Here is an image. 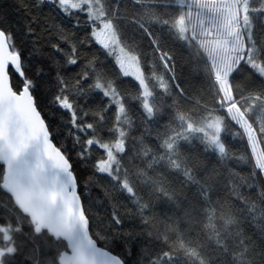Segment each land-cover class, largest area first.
<instances>
[{
	"label": "snow or ice",
	"instance_id": "1",
	"mask_svg": "<svg viewBox=\"0 0 264 264\" xmlns=\"http://www.w3.org/2000/svg\"><path fill=\"white\" fill-rule=\"evenodd\" d=\"M0 264H264V0H0Z\"/></svg>",
	"mask_w": 264,
	"mask_h": 264
},
{
	"label": "trees",
	"instance_id": "2",
	"mask_svg": "<svg viewBox=\"0 0 264 264\" xmlns=\"http://www.w3.org/2000/svg\"><path fill=\"white\" fill-rule=\"evenodd\" d=\"M9 2H11V0H9Z\"/></svg>",
	"mask_w": 264,
	"mask_h": 264
}]
</instances>
